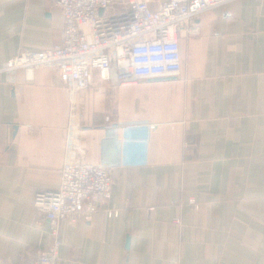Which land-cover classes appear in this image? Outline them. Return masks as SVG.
<instances>
[{
  "label": "crops",
  "instance_id": "crops-1",
  "mask_svg": "<svg viewBox=\"0 0 264 264\" xmlns=\"http://www.w3.org/2000/svg\"><path fill=\"white\" fill-rule=\"evenodd\" d=\"M196 24L178 38L179 76L112 85L95 72L72 117L55 69L0 76V264H33L48 245L34 197L58 187L70 118L83 160L110 164L112 185L90 221L60 223L57 264H264V0ZM63 25L49 0H0V66L59 43ZM148 123L147 146L130 141L128 127Z\"/></svg>",
  "mask_w": 264,
  "mask_h": 264
},
{
  "label": "built area",
  "instance_id": "built-area-1",
  "mask_svg": "<svg viewBox=\"0 0 264 264\" xmlns=\"http://www.w3.org/2000/svg\"><path fill=\"white\" fill-rule=\"evenodd\" d=\"M49 1L63 15L61 41L45 50H20L0 66V76L14 84L16 73L22 70L31 82L36 69H55L70 95L72 117L74 95L92 86L95 72L112 85L179 76L182 61L178 38L197 36L200 14L231 0H166L157 10H152L146 0ZM70 124L68 157L61 165L58 187L39 191L34 197L36 223L49 222V242L33 264H57L60 223L90 221L111 195L112 166L84 161L80 131L72 118ZM155 126L136 124L126 131L136 133L130 141L146 147L148 133ZM107 215L117 216L118 210H107ZM175 222L179 224L180 219Z\"/></svg>",
  "mask_w": 264,
  "mask_h": 264
},
{
  "label": "water",
  "instance_id": "water-1",
  "mask_svg": "<svg viewBox=\"0 0 264 264\" xmlns=\"http://www.w3.org/2000/svg\"><path fill=\"white\" fill-rule=\"evenodd\" d=\"M159 79V78H158ZM153 80H157V79H153Z\"/></svg>",
  "mask_w": 264,
  "mask_h": 264
}]
</instances>
